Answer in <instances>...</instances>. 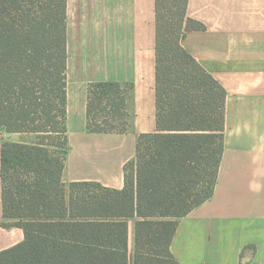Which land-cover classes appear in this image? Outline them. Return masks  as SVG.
<instances>
[{"label": "trees", "instance_id": "16d2710c", "mask_svg": "<svg viewBox=\"0 0 264 264\" xmlns=\"http://www.w3.org/2000/svg\"><path fill=\"white\" fill-rule=\"evenodd\" d=\"M67 3L0 0V132L36 134L2 145L1 224L25 238L0 264H181L174 235L213 196L225 148L226 90L182 45L206 26L189 0H156L157 130L138 136L123 188L67 185ZM128 115L126 87L90 84L88 130L125 131Z\"/></svg>", "mask_w": 264, "mask_h": 264}, {"label": "crops", "instance_id": "0c3cea01", "mask_svg": "<svg viewBox=\"0 0 264 264\" xmlns=\"http://www.w3.org/2000/svg\"><path fill=\"white\" fill-rule=\"evenodd\" d=\"M69 152L63 181L125 186L138 136L157 130L156 0H67ZM205 24L182 45L226 90L225 148L213 196L180 220L171 249L181 264H264V0H189ZM127 89L125 131L88 130V89ZM33 143L30 132H0V251L25 238L3 219L2 145ZM134 244V226L130 227Z\"/></svg>", "mask_w": 264, "mask_h": 264}]
</instances>
